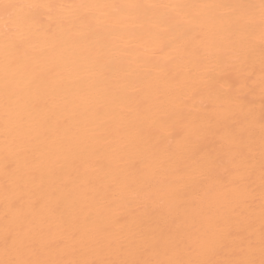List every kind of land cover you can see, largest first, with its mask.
Instances as JSON below:
<instances>
[{"label": "bare ground", "instance_id": "1", "mask_svg": "<svg viewBox=\"0 0 264 264\" xmlns=\"http://www.w3.org/2000/svg\"><path fill=\"white\" fill-rule=\"evenodd\" d=\"M0 264H264V0H0Z\"/></svg>", "mask_w": 264, "mask_h": 264}]
</instances>
